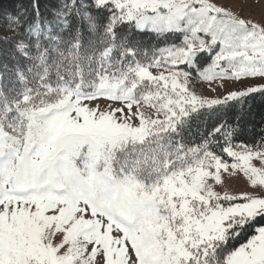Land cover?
Wrapping results in <instances>:
<instances>
[{
    "label": "snow or ice",
    "instance_id": "snow-or-ice-1",
    "mask_svg": "<svg viewBox=\"0 0 264 264\" xmlns=\"http://www.w3.org/2000/svg\"><path fill=\"white\" fill-rule=\"evenodd\" d=\"M4 31L0 264H264L247 121L264 21L212 0H21ZM240 173L258 194L226 190Z\"/></svg>",
    "mask_w": 264,
    "mask_h": 264
},
{
    "label": "rangeland",
    "instance_id": "rangeland-1",
    "mask_svg": "<svg viewBox=\"0 0 264 264\" xmlns=\"http://www.w3.org/2000/svg\"><path fill=\"white\" fill-rule=\"evenodd\" d=\"M212 2L232 10L242 18L249 19L257 23L264 21V0H212ZM200 90L205 95L215 96L219 94V92H210L207 86L202 87ZM100 106L104 107V104L101 103ZM224 179L225 188L231 193L238 194L241 192H249L254 195L258 194L252 189L242 173L235 177H228L227 174H225ZM217 187L219 188V186Z\"/></svg>",
    "mask_w": 264,
    "mask_h": 264
},
{
    "label": "trees",
    "instance_id": "trees-1",
    "mask_svg": "<svg viewBox=\"0 0 264 264\" xmlns=\"http://www.w3.org/2000/svg\"><path fill=\"white\" fill-rule=\"evenodd\" d=\"M26 4L28 0H23ZM21 0H0V35H12V33L5 32V17L8 14L15 13L20 8ZM6 45L0 44V61H5L4 49ZM248 127L253 128L256 133H259L260 129L264 127V100L257 97L252 101V108L250 115L247 118ZM250 135L245 134L241 137L243 140H250Z\"/></svg>",
    "mask_w": 264,
    "mask_h": 264
}]
</instances>
